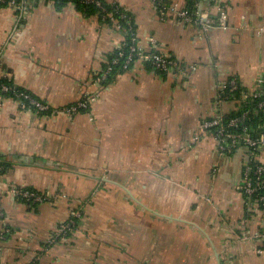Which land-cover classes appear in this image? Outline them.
Masks as SVG:
<instances>
[{
  "label": "crops",
  "instance_id": "0c3cea01",
  "mask_svg": "<svg viewBox=\"0 0 264 264\" xmlns=\"http://www.w3.org/2000/svg\"><path fill=\"white\" fill-rule=\"evenodd\" d=\"M106 1L132 15L141 46L156 38L186 73L135 60L99 80L125 40L117 20L75 2L28 0L22 13L0 1L1 75L53 106L97 97L53 115L0 92V264H264V210L242 191L246 150L221 152L202 128L240 104L218 100L224 81L262 85L264 0H222L228 25L208 29L160 12L188 0ZM14 185L47 199L27 203ZM74 210L77 227L53 241Z\"/></svg>",
  "mask_w": 264,
  "mask_h": 264
},
{
  "label": "built area",
  "instance_id": "2783aa9c",
  "mask_svg": "<svg viewBox=\"0 0 264 264\" xmlns=\"http://www.w3.org/2000/svg\"><path fill=\"white\" fill-rule=\"evenodd\" d=\"M5 3L12 4L20 9L23 13L27 9L28 0H0ZM84 4H94L101 8L104 12H107L106 4L103 0H81ZM192 4L181 6L179 3H173L167 5L160 2V12L163 15H171L178 19L184 20L188 23H194L204 29L220 26L226 28L228 25L225 16L223 15L224 7L222 0H191ZM214 2L215 8L218 11L217 14L211 12L209 9L202 8L204 2ZM210 2V3H211ZM112 15V14H110ZM106 17V15H104ZM123 18H127L128 26L123 25L117 19V26L120 29H124L126 36L125 40L111 56L106 65L98 76L97 79L108 81L113 75L115 66L119 63L122 69L128 68L135 60H142L152 68L160 72L179 71L186 73V66L180 62L174 56L166 53L156 38L151 37V48L145 49L138 42L137 33L133 28L129 16L125 13L121 15ZM132 35L131 43L128 48H125V44L128 41L129 35ZM192 70L197 69L196 64L190 66ZM0 74V90L5 93L12 92L18 99L22 109H33L43 114L53 115H73L79 111L87 110L91 104L96 100V96L92 94H85L77 101L63 105L53 106L49 102L31 94L24 89H18L8 82H4ZM262 84L260 88L254 91H247L243 89L241 96L243 101L249 99H257L256 107L264 108V77L260 79ZM242 85L237 78H229L221 85V91L219 93L218 100H228L231 96L240 89ZM251 114V109L247 106L242 108L238 114H220L218 116L209 118L202 123L204 130H212L215 132L219 140V149L221 152L230 153L237 149L246 150L247 160L245 162L243 179H242V191L250 201L256 202L258 206L264 210V162L259 160V152L264 149V131L253 132L247 124V120ZM12 194L19 199L27 203H38L46 199V195L32 190L28 187L14 185L9 190ZM81 212L74 210L71 217L60 224L57 229L53 241L70 233L77 227ZM260 252H264V246L258 249Z\"/></svg>",
  "mask_w": 264,
  "mask_h": 264
},
{
  "label": "trees",
  "instance_id": "16d2710c",
  "mask_svg": "<svg viewBox=\"0 0 264 264\" xmlns=\"http://www.w3.org/2000/svg\"><path fill=\"white\" fill-rule=\"evenodd\" d=\"M59 2H63V3H67V2H75L80 8H82L87 14H99L102 18L106 19L109 22H113L114 20H119V22L123 25V27H127L128 26V22H127V18H123L121 17L122 14H126L127 16H129V19L131 21V23L133 24V28L135 29V23H134V19L132 17V15L128 12H125L123 10V8H121L119 5L116 4H111L109 2H107L106 0H103L106 4L107 7V12H104L101 8H99L98 6L94 5V4H84L81 0H57ZM188 4H192L191 0H188ZM112 14V15H110ZM106 15V17L104 16ZM114 23V22H113ZM136 33V30H134ZM128 41L125 44V48H128V45L131 43V38L132 35L130 33L129 37H128ZM115 53H113L111 56H113ZM121 64H117L115 66V70L113 71V74H115L118 70L122 69ZM112 78V76H111ZM110 78V79H111ZM109 79V80H110ZM2 80L4 82H8L9 84H12L14 87L18 88V89H22L19 88L18 86H16L8 77H4L2 78ZM245 89L243 86L240 87V89L238 91H236L231 98L232 99H239L240 100V104L238 106V108L233 111L231 114H238L241 112L242 108H244V106H247L248 108L251 109V114L247 120V124L248 126L251 128V130H253V132H259V131H264V108H257L256 107V101L257 99H249L247 101H243L242 100V96H241V91ZM0 92L4 93L5 95H9V96H13L15 97V95L12 94V92H8L5 93L2 90H0ZM7 163L2 161L0 159V173L5 171L8 167H7ZM32 189V188H30ZM34 190V189H32Z\"/></svg>",
  "mask_w": 264,
  "mask_h": 264
},
{
  "label": "bare ground",
  "instance_id": "6f19581e",
  "mask_svg": "<svg viewBox=\"0 0 264 264\" xmlns=\"http://www.w3.org/2000/svg\"><path fill=\"white\" fill-rule=\"evenodd\" d=\"M47 199V198H46Z\"/></svg>",
  "mask_w": 264,
  "mask_h": 264
}]
</instances>
